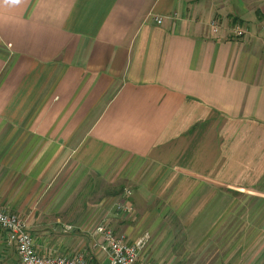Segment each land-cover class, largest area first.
<instances>
[{"label":"crops","instance_id":"obj_1","mask_svg":"<svg viewBox=\"0 0 264 264\" xmlns=\"http://www.w3.org/2000/svg\"><path fill=\"white\" fill-rule=\"evenodd\" d=\"M0 210L42 256L103 221L141 264H264V0H0Z\"/></svg>","mask_w":264,"mask_h":264},{"label":"built area","instance_id":"obj_2","mask_svg":"<svg viewBox=\"0 0 264 264\" xmlns=\"http://www.w3.org/2000/svg\"><path fill=\"white\" fill-rule=\"evenodd\" d=\"M161 22L157 19L158 24ZM236 34L242 35L239 31H236ZM66 230L71 231L72 227L68 226ZM0 231L6 245L15 247L17 264H88L83 256L76 254L40 255L26 222L4 210H0ZM92 238L93 249L106 258L107 264H141L140 254L150 239L149 235L144 234L129 242L124 235L114 233L103 221L96 226Z\"/></svg>","mask_w":264,"mask_h":264},{"label":"rangeland","instance_id":"obj_3","mask_svg":"<svg viewBox=\"0 0 264 264\" xmlns=\"http://www.w3.org/2000/svg\"><path fill=\"white\" fill-rule=\"evenodd\" d=\"M116 186L117 185H112V188H114V190H115V189H117ZM104 187H107L106 189H111V185L110 186L104 185V183L98 182V190H97V194H96V201H97L96 213L99 214L98 217L101 216V213H103L105 211H109L110 213L114 212L115 214L120 215L121 218H119L118 220L125 219V221H131V217L132 216L135 217L133 209L130 207V204H129V202H130L129 200L131 199V197H130L131 195L129 194V196H128L126 193H124L122 195H118L117 199L112 200L111 198L110 199L108 198V199H105L104 201H102L105 198L104 192H103L105 190ZM118 194H120V192ZM92 202L93 201H91V203ZM143 207H144L145 211H147L151 208L148 206H143ZM106 225L108 226V228L113 230V227H111V225H108V223H106ZM115 233L121 234V233H117V232H115ZM31 234H34L37 236V234L40 235L41 233H31ZM42 234H44V235L48 236L50 239H52V241H54L53 243H55V244L60 243L61 244V246L58 248L55 246L54 251H52V255L72 254L78 248L77 246L79 244L80 239H81L80 245L83 246L85 244V247L87 250V249H89L88 248L89 244H92V240H93V238H92L93 233H42ZM63 243H65L67 245L66 246L67 248H65V249H64V247L62 248ZM88 253H89V257H90V261H89L90 264H101L104 261L103 256L99 255L100 254L99 252L97 253L91 249L90 252H88Z\"/></svg>","mask_w":264,"mask_h":264}]
</instances>
